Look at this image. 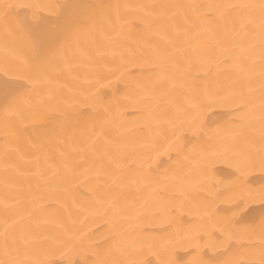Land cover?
<instances>
[{"label":"bare ground","instance_id":"obj_1","mask_svg":"<svg viewBox=\"0 0 264 264\" xmlns=\"http://www.w3.org/2000/svg\"><path fill=\"white\" fill-rule=\"evenodd\" d=\"M0 264H264V0H0Z\"/></svg>","mask_w":264,"mask_h":264}]
</instances>
